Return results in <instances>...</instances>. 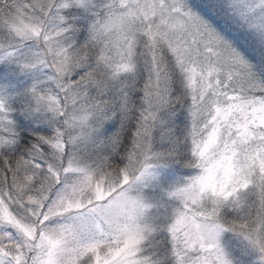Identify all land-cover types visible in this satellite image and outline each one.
I'll use <instances>...</instances> for the list:
<instances>
[{
  "label": "snow or ice",
  "instance_id": "1",
  "mask_svg": "<svg viewBox=\"0 0 264 264\" xmlns=\"http://www.w3.org/2000/svg\"><path fill=\"white\" fill-rule=\"evenodd\" d=\"M0 264H264V0H0Z\"/></svg>",
  "mask_w": 264,
  "mask_h": 264
}]
</instances>
